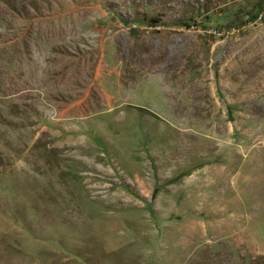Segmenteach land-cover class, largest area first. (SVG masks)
<instances>
[{"label": "rangeland", "instance_id": "1", "mask_svg": "<svg viewBox=\"0 0 264 264\" xmlns=\"http://www.w3.org/2000/svg\"><path fill=\"white\" fill-rule=\"evenodd\" d=\"M68 1L0 0V264H264V0Z\"/></svg>", "mask_w": 264, "mask_h": 264}, {"label": "crops", "instance_id": "2", "mask_svg": "<svg viewBox=\"0 0 264 264\" xmlns=\"http://www.w3.org/2000/svg\"><path fill=\"white\" fill-rule=\"evenodd\" d=\"M74 1L69 11L58 9L56 12H46V10L43 13H39L36 30L40 28L41 30L38 29L39 32L44 33L46 38H50L55 41V43L57 42L59 46L62 44V50L70 48V52H72L74 48L76 49V46H81L82 44L88 47V50H90L91 46L94 48L98 43L101 44V46L102 44L106 45L107 39L110 38L106 34V30L110 24L109 22L112 20V12L106 10V8L100 7L102 6L103 0ZM44 3L63 4L64 0H48L47 2L45 0ZM67 3L72 2L69 0ZM97 32H99L100 42L95 41ZM240 195L241 194L237 197L239 202L242 201L241 198H239ZM243 203L242 201V204ZM258 205L264 209V202L261 201ZM258 220L257 223H264V221L261 220L258 222Z\"/></svg>", "mask_w": 264, "mask_h": 264}, {"label": "built area", "instance_id": "3", "mask_svg": "<svg viewBox=\"0 0 264 264\" xmlns=\"http://www.w3.org/2000/svg\"><path fill=\"white\" fill-rule=\"evenodd\" d=\"M149 29H158V27L156 25L154 26H149L148 27ZM205 32H207V34L213 36V37H217V38H222L224 37L225 35H228L229 32H226L220 28H211V29H208L206 30Z\"/></svg>", "mask_w": 264, "mask_h": 264}]
</instances>
